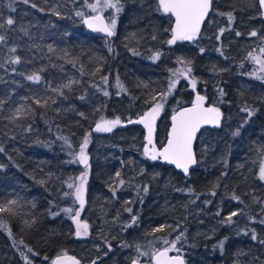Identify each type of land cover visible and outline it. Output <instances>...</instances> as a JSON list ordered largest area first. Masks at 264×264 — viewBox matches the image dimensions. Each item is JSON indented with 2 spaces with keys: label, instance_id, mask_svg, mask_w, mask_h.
<instances>
[{
  "label": "trees",
  "instance_id": "1",
  "mask_svg": "<svg viewBox=\"0 0 264 264\" xmlns=\"http://www.w3.org/2000/svg\"><path fill=\"white\" fill-rule=\"evenodd\" d=\"M95 2L0 0V20H14L0 29L6 36L0 43V204L15 201L0 212L6 225L0 228V264H49L64 252L83 264H126L137 257L136 245L142 251L162 248L164 239L172 241L180 233L181 252L173 253L185 264H264V245L251 239L252 229L264 239L259 222L264 181L257 171L264 153V21L257 0H211L198 36L174 45L167 43L172 19L158 0H121L119 13L110 8L92 12L89 5ZM78 11L85 15L77 16ZM94 14L107 23L116 18L111 38L85 29L82 19ZM253 31L257 36L250 35ZM12 47L15 53L9 52ZM17 56L21 63L12 64ZM189 66L190 78H179L168 94L176 72ZM32 73L41 76L40 83L25 78ZM192 78L195 93L219 107L223 117L220 127L200 131L209 143L202 147L197 138L198 162L183 176L149 160L141 125L123 122L137 120L166 94L156 123L155 145L160 146L171 112L193 101ZM56 87L63 95L53 91ZM34 97H44L47 104L37 106ZM245 106L255 110L251 118L241 111ZM17 109L22 111L14 115ZM117 118L120 123L112 131H95L102 119ZM238 129L240 134L233 135ZM85 136L88 168L77 159ZM85 172L79 218L89 224L90 234L77 238L73 219L63 209L78 211L75 186ZM127 208L138 216L132 228L125 227ZM234 211L239 214L231 226L220 223ZM225 237L221 251L216 244ZM125 242L131 247H121Z\"/></svg>",
  "mask_w": 264,
  "mask_h": 264
},
{
  "label": "snow or ice",
  "instance_id": "2",
  "mask_svg": "<svg viewBox=\"0 0 264 264\" xmlns=\"http://www.w3.org/2000/svg\"><path fill=\"white\" fill-rule=\"evenodd\" d=\"M23 3L29 4L30 0H23ZM159 9H161L165 14H170L171 17H174V25L171 28V38L167 41L169 45L176 44L177 41H191L194 40L198 34L200 33L201 25L204 23L205 18L208 16L211 0H158ZM32 7H36L35 4H32ZM89 7L91 8L92 12L102 11L106 8L114 9L116 13L122 11L123 5L121 4V0H96L94 4H90ZM259 7L264 9V0H259ZM15 10L14 8L12 9ZM58 14V13H57ZM77 16H84L83 12H77ZM229 21L232 20V14H228ZM84 23L88 25L90 29L96 32H102L107 37H112L115 34L116 28V18L113 16L110 19L109 23H104V19L100 15L90 16L87 19H84ZM14 20L12 18H8L6 22L0 20V29H5L6 25H13ZM23 34L25 36H29L30 33L26 27L22 28ZM224 29L220 30L222 34ZM237 36L240 35L239 32L236 33ZM251 36H257L255 31L250 33ZM155 39V36L153 37ZM219 39V36H217ZM0 43H6V36L0 35ZM111 51V49H109ZM17 51L16 47H12L9 49V52L15 53ZM204 50L201 49V52ZM261 52H264V48L261 49ZM223 55V53H221ZM251 55V54H250ZM159 57V53H157L156 58ZM254 60H257L256 57H253ZM12 64H19L21 63L20 58L12 57L11 61ZM257 62H259L257 60ZM184 63V61H181ZM188 64L190 65L191 62L189 61ZM262 70H264V63L261 64ZM192 73V68L186 67L183 70L176 72L177 79L171 80L169 82L168 87V94H171L173 88H175L176 83L179 82V78L189 79ZM27 80L32 81L33 83H40L41 76L32 73L25 77ZM105 84H107V77L103 78ZM191 84L193 91L196 89V80L195 78L191 79ZM69 85H63L61 87H68ZM117 86L119 85V81L117 80ZM61 87L53 88V91L57 92L60 95H63L61 91ZM121 90L122 87H121ZM220 95L223 96L224 92L223 89L219 90ZM104 95L107 96L108 92L105 91ZM155 99V97L153 98ZM166 100V94L162 93L160 96V102L154 103V105L144 114L135 121H129L130 123H139L147 129V136H146V144L144 146L143 154L151 161H158L162 160L169 165H175L177 169H180L185 176L189 175V169L197 164L196 155L194 152V141L196 139V135L199 130L205 125H212L214 127H220L221 120L223 117V113L221 112L219 107L216 106H209L205 107V96L197 94L195 96L194 101L190 107L182 108L175 112L172 116V126L166 138V143L162 144L159 148L156 147L153 134L155 131V122L158 118L160 111L163 108L164 101ZM2 103V102H0ZM33 103L37 106H45L47 104V100L44 97H34ZM55 103V101H53ZM21 109H17L14 115H19L21 113ZM28 111H32L28 109ZM247 113V117L251 118L255 114V110L249 109L247 106L241 109ZM83 115V113H80ZM245 122H247L245 120ZM120 123V120L117 118L115 120H103L100 123H97L95 126L96 132H110L112 129ZM243 127V125H241ZM239 129L233 133V135H239ZM65 143L67 140L65 139ZM88 144V137L85 136L84 144L80 148L79 156L77 159L79 163L83 164L85 168H88V157L85 154V148ZM0 151H3L0 148ZM87 175L88 173L85 172L81 175L79 185L75 186V198L79 202L80 209L84 208L85 200H84V185L87 182ZM117 176L120 174L117 173ZM258 178L261 181H264V166H262L259 170ZM123 184V181H120ZM74 185L69 184L68 187L72 188ZM179 190V189H178ZM142 191L147 193L148 188L145 186ZM182 191V190H181ZM191 191V189H189ZM115 190H113V196H115ZM215 195V192L212 193ZM67 195V193H65ZM234 200H239V197L233 196ZM143 202L142 199L140 201ZM15 204V201L8 202L7 205L0 204V212L9 211L11 209V205ZM130 213V221L126 224V228H132L133 226L138 224V216L132 213L131 208L125 209ZM64 212L69 213L73 219L74 224L76 225L75 236L77 238H86L89 236V224L87 222H83L80 220V211L73 212L72 208H65L63 209ZM58 214V213H57ZM239 212L234 211L227 217H224L220 223L231 226L234 221L233 217L237 216ZM217 216L220 215L219 212L216 213ZM253 222H255L254 218H251ZM260 223H264V218H262ZM0 228H6L2 222H0ZM163 228L154 229V231H162ZM245 235H248L249 232L245 231ZM183 237V233L177 235L174 240L169 241L164 239L162 241L163 245H166L162 248H155L152 247L149 251H142L139 245H136L137 257H134L131 261V264H140L139 257H151V260L154 261V264H185L181 255L170 256L169 253L176 252L180 253L181 248L177 247V244L181 242V238ZM251 239L253 241H257L259 244L264 245V239H260L257 236V233L254 229L251 230ZM227 237L220 240L216 247L220 248L223 251L225 241ZM102 243L107 247V252L112 251V246L110 241L106 238L102 241ZM97 250H99L100 246L97 245ZM121 247L127 248L131 247L128 243H123ZM31 252V249L28 250ZM107 252L104 254L107 255ZM71 264H80L78 260L75 258H68ZM53 264H63L61 259H57L53 262ZM92 264H96V261H92Z\"/></svg>",
  "mask_w": 264,
  "mask_h": 264
},
{
  "label": "water",
  "instance_id": "3",
  "mask_svg": "<svg viewBox=\"0 0 264 264\" xmlns=\"http://www.w3.org/2000/svg\"><path fill=\"white\" fill-rule=\"evenodd\" d=\"M257 5H258V8H259L260 17H261V19L264 21V9H261V8L259 7V0H257ZM210 9H211V5H210ZM209 13H210V10H209ZM209 13H208V16L205 18L204 23L201 25L200 32H201V30H202L204 24L206 23V21H207V19H208V17H209ZM95 15H100V16L104 19V23H107V21L105 20L104 16L101 15V14L89 15V16H86V17H84V18L82 19V23H83V26L85 27V29H86L89 33L99 34V35H101V36H103V37L111 38V37H107V36H106L104 33H102V32H96V31H93L92 29H90V28L88 27L87 24L84 23V19H87L88 17H90V16H95ZM167 15L170 16V14H167ZM170 17H171V16H170ZM171 19H172V27H173V25H174V19H175V18H174V17H171ZM191 105H192V103H190V104H188V105H185V106H182V107L176 109L174 112H171V114L169 115V124H168V128H167V131H166V134H165V139H164V141H163L162 144L166 143V138H167L168 133H169V131H170V129H171V126H172V119H171L172 116L175 114L176 111L181 110L182 108L190 107ZM204 106H205V107H209V105H207L206 103H204ZM131 121H135V120H131ZM127 123H130V122H123V125H126ZM156 123H157V119H156V122H155V131H154V134H153V140H154V143H155V141H156ZM140 125H141V128H142L143 133H144V138H143V140H144V143L146 144L147 129L144 128V126H143L142 124H140ZM206 127H214V126H212V125H205V126H203V127L199 130V132L197 133V135H196V139H195V141H194V145H193V146H194V152H195V155H196V150H195V143H196V140H197V138H198V136H199V134H200V131H201L203 128H206ZM162 144H161V145H162ZM161 145H160V146H161ZM160 146H159V147H160ZM196 159H197V156H196ZM157 162H160V163H162V164H165V165H167V166H170V167H172L175 171H177V172H179L181 175L185 176L184 173H183L180 169H177V168L175 167V165H169V164H167L166 162H163L162 160H158ZM195 166H196V164L193 165V166L189 169V173L195 168ZM169 255H170V256H175V255H178V254L172 252V253H169ZM68 258H75L76 260H78V261L80 262V264H83L77 256H75V255H73V254H70V253H66V252H64V253H59V254L53 256V257L51 258L49 264H53V262L56 261L57 259H61L62 262H63V264H71V262H70V260H69ZM183 260H184V259H183ZM131 261H132V260H131ZM131 261H129V262L126 263V264H131ZM140 264H154V261H152V260H151V257H150V260H149L148 262L140 261Z\"/></svg>",
  "mask_w": 264,
  "mask_h": 264
},
{
  "label": "rangeland",
  "instance_id": "4",
  "mask_svg": "<svg viewBox=\"0 0 264 264\" xmlns=\"http://www.w3.org/2000/svg\"><path fill=\"white\" fill-rule=\"evenodd\" d=\"M177 42H181V41H177ZM191 90H193L192 85H191ZM193 93H194V96H193V101H194L195 96H196L197 94L195 93V91H193ZM193 101H192V102H193ZM204 103H206V99H205V102H204ZM162 109H163V108H162ZM161 112H162V110L160 111V113H161ZM159 116H160V114H159ZM159 116H158V118H159ZM139 118H140V117H139ZM158 118H157V119H158ZM198 140H200V141L202 142V147L208 145V143H209V138H208L204 133H202V135H200V136L198 137ZM156 147L159 148L158 145H156ZM262 166H264V153H263V155L261 156L260 160L258 161V166H257L258 174H259V170H260V168H261ZM78 203H79V202H78ZM78 211H80V205H79V209H78ZM75 227H76V225H75Z\"/></svg>",
  "mask_w": 264,
  "mask_h": 264
},
{
  "label": "flooded vegetation",
  "instance_id": "5",
  "mask_svg": "<svg viewBox=\"0 0 264 264\" xmlns=\"http://www.w3.org/2000/svg\"><path fill=\"white\" fill-rule=\"evenodd\" d=\"M150 259H148L147 261H145V262H148Z\"/></svg>",
  "mask_w": 264,
  "mask_h": 264
}]
</instances>
